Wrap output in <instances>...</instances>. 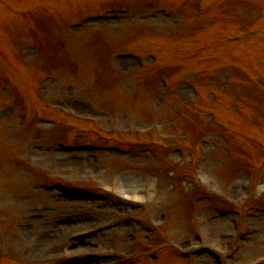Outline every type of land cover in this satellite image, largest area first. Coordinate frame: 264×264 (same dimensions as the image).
I'll use <instances>...</instances> for the list:
<instances>
[{
    "label": "rangeland",
    "instance_id": "1",
    "mask_svg": "<svg viewBox=\"0 0 264 264\" xmlns=\"http://www.w3.org/2000/svg\"><path fill=\"white\" fill-rule=\"evenodd\" d=\"M104 2L0 0V264H72L92 254L104 258L84 264H156L155 252L158 264H213L202 254L180 258L173 244L213 248L226 264H264V201L255 199L264 188V0H111L126 10L84 19L93 3ZM39 13L52 20L44 24L48 32L56 25L64 32L60 40L36 33L35 24L29 30L27 17ZM9 47L19 51L17 60ZM95 57L115 79L114 96L100 94L110 89L94 78ZM153 57L157 69L183 64L168 89L160 82L168 72L142 68ZM31 109L46 118H34L22 134L17 126ZM108 129L162 137L191 148L196 160L192 165L190 152L180 155L175 146L63 148L65 138L96 141L97 131ZM48 177V184L93 185L131 203L113 193L89 200L43 189Z\"/></svg>",
    "mask_w": 264,
    "mask_h": 264
},
{
    "label": "bare ground",
    "instance_id": "2",
    "mask_svg": "<svg viewBox=\"0 0 264 264\" xmlns=\"http://www.w3.org/2000/svg\"><path fill=\"white\" fill-rule=\"evenodd\" d=\"M135 197V196H134Z\"/></svg>",
    "mask_w": 264,
    "mask_h": 264
}]
</instances>
